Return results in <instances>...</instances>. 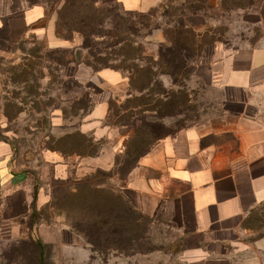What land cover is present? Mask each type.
Listing matches in <instances>:
<instances>
[{"label":"rangeland","instance_id":"rangeland-1","mask_svg":"<svg viewBox=\"0 0 264 264\" xmlns=\"http://www.w3.org/2000/svg\"><path fill=\"white\" fill-rule=\"evenodd\" d=\"M38 2L45 4L49 15L56 14L58 5L54 4V0ZM183 4L185 0H166L151 13L134 14L131 17L134 22L133 40L144 46L149 55L156 56L161 44L159 41L165 42L167 24L172 19L175 20L172 14L178 9L179 17ZM11 5L12 8L18 7L19 3L11 1ZM103 7L112 12L117 11L114 6ZM118 14L127 18L120 12ZM188 19L200 34L197 41L203 48L190 55V59L186 58L188 61L184 60L182 66L180 60L185 51L180 48L181 51L176 55L178 65L174 67L180 73L160 76L157 79V90L161 93L154 97L163 102L158 111L125 121L118 118L123 113L121 107L131 98L129 83L128 86L113 87L96 78L90 80L85 76L79 79L78 70L89 69L94 72L86 64L89 55L82 49L79 36L74 35L71 46L62 48L67 50L66 54L53 51L57 48L34 35L21 36L18 30L0 40V142L12 146L10 160L12 159L13 171L16 175H21L20 179H24V184H36L38 188H45L48 194L53 193L56 180L51 175V157L63 159L70 165L76 163L77 158L80 159L76 155L62 156L54 152V149L71 152L74 139L79 140L77 133H83L81 124L88 117L87 113L96 101L103 98L109 99L110 112L106 126L112 131L111 136L96 141L91 133L86 135L100 145V154L109 150L112 145H118L121 153L116 155L110 171L102 170L105 172H98L101 169L90 167L91 158H84L83 164L87 166L83 173L86 175L81 180H87L94 186L101 185L114 192H121L120 188L128 173L136 167L140 159L133 152L136 148L144 155L159 140L183 129L202 125L220 114L218 91L205 87L202 79L197 78L196 71H199L201 77L208 78L213 63L215 69L220 70L221 65L217 62L224 53L264 49V0H257L254 6L243 10L225 9L220 0H213L204 10L188 16ZM105 29L108 30V26ZM42 44L49 52L44 50L35 57L30 56L29 53H36ZM78 51L81 53L80 58L77 57ZM28 63L31 64L32 77L24 78L20 68ZM185 63L189 67L185 68ZM65 64L68 65L64 68ZM171 68L174 69L169 65V69ZM71 76L73 79L69 78ZM25 79L27 84L23 83ZM163 92L173 94L175 103L172 101L168 104L169 101L166 104V99L161 96ZM135 97L138 94L133 93V98ZM136 103L138 102L133 101L132 105ZM79 107H85L88 111L85 112ZM115 114H119L117 119ZM125 134L128 137L124 140ZM68 136H74V139L61 141ZM12 174L15 176V173ZM76 179H70V184L74 185ZM58 193L59 197L63 195L60 190ZM128 202L134 211L131 212L129 206L118 207L122 214L121 223H118L119 214L115 208L109 209L103 216L110 225L121 224L126 229L121 234H108L109 245L113 248L119 247V251L91 252L80 238L78 245L86 247L90 253L84 264H184L183 236L175 223L163 215H144L129 200ZM67 211L63 206V211L51 210L44 217L50 224L67 226L68 219L65 217L71 218L74 215L63 213ZM94 214L91 219H95ZM246 226L264 232V207L251 214ZM16 242L9 240L7 233L0 236V264H37V251L33 245L25 242L19 248V245L15 246ZM47 248V259L43 264H81V258L76 253H69L62 247Z\"/></svg>","mask_w":264,"mask_h":264},{"label":"crops","instance_id":"crops-1","mask_svg":"<svg viewBox=\"0 0 264 264\" xmlns=\"http://www.w3.org/2000/svg\"><path fill=\"white\" fill-rule=\"evenodd\" d=\"M93 1L119 5L125 12L148 13L166 0ZM17 9L20 19L13 17L11 25L19 35H34L55 48L71 46L57 38V15H49L46 6H30L24 0ZM15 13L11 1L3 0L0 28L3 19ZM217 63L220 70L211 64L208 78L199 71L196 76L205 87L218 91L220 114L159 140L138 160L120 190L142 214L163 215L175 223L183 236L184 264H264V232L246 226L251 214L264 207V49L226 52ZM77 76L103 80L113 87L129 83L124 75L109 69L99 73L81 69ZM108 100L96 101L81 124L82 132L91 133L96 141L108 139L112 133L106 126ZM127 137L123 135L124 140ZM120 153L119 146L112 145L90 159V167L110 171ZM12 154V146L0 142V236L7 233L16 242L30 234L18 221L30 215L34 203L37 210L46 207L51 195L40 186L34 199L36 184L26 185L16 175ZM51 158L52 179L85 177V159L77 158L70 165ZM31 237L43 246L78 254L81 264L90 256L86 247L78 245L80 237L65 225L40 223Z\"/></svg>","mask_w":264,"mask_h":264},{"label":"trees","instance_id":"trees-1","mask_svg":"<svg viewBox=\"0 0 264 264\" xmlns=\"http://www.w3.org/2000/svg\"><path fill=\"white\" fill-rule=\"evenodd\" d=\"M2 1L3 0H0V3ZM11 1L20 4V2L24 0ZM25 1L29 3L30 6L40 4L38 0ZM212 1L213 0H185V4L182 5V9L180 10V18L178 17V9L176 13L174 12L172 14L175 20L172 19L167 24L166 33L164 35L165 42L159 45L156 56L149 55L144 46L139 45L133 40L134 22L131 17L136 13L125 12L116 4L109 5L117 8L116 12H112L109 11L108 8L103 7L106 6V4H97L93 0H54V4L56 6L58 5L55 10L57 15L56 36L61 40L71 43L74 41V35L79 36L82 41V49L87 51L89 55V57L86 58L88 67L92 68L95 73L107 69L113 70L121 73L128 79L129 87L131 88L129 96L133 98V93H136L138 97L128 99L126 104L121 107L123 113L120 111L122 114L120 118H118L119 114H115L114 117L115 119L118 118L124 121L131 120L132 118L136 119V117L140 115L156 112L160 108L161 103H163L162 100L160 101L158 98L154 97L161 93L157 90L159 86L157 84V79L160 76H173V74L178 75L180 73L178 69L174 68L175 65H178L176 55L178 51H181L180 48H183L182 51H185V55H183L185 59L181 58L180 60L181 66L182 62H185L184 60L190 59V55L197 53L203 48L197 41L200 34L197 33L194 25L189 21L188 16L204 10ZM256 2L257 0H220L221 6L229 10L247 9L254 6ZM17 8H19V6L12 8L13 12H16L14 16L3 19V27L0 28V40H4L5 36L8 37L9 33L17 31L14 26L11 25V19H20V12ZM152 11L153 9L148 13ZM118 12L122 13V15L127 18L122 17ZM105 26H108L109 29L106 30ZM206 43L207 42H205V45L207 46L208 44ZM45 48L46 46L42 44L36 50V53L29 54L35 57L39 52L46 50ZM21 50L23 52L25 51L23 48H21ZM53 51L63 52L64 54L67 52V50L62 48H57ZM45 52L49 51L46 50ZM57 63L60 64V62ZM187 64L185 63L183 66L185 68L189 67ZM66 65L68 64H65L64 68ZM169 65L174 68H171L172 71L169 69ZM20 69H22V76L24 78L32 77L31 64H25L24 68L21 67ZM69 78L73 79V76ZM23 83L27 84V79H25ZM172 95L163 92L161 96L166 99V104L169 101L168 104H171L172 101L175 103ZM133 101L138 103L132 105ZM93 107L94 105H92L87 115L91 113ZM79 108L85 112L88 111L85 107ZM73 137L74 136H68L61 141L64 142L69 139H74ZM76 137H78L79 140L76 141L74 139V148L70 153H67L63 149H54V152H58L62 156L76 155L81 159H92L100 155V145L95 144L93 138L81 132L77 133ZM153 146L148 148L145 154L149 152ZM137 150L136 148L133 152H135L139 158L145 155ZM98 172L105 171L99 170ZM69 181L70 180L55 181L50 203L41 210H37L34 203L30 215L26 219L24 218L18 221L21 225L29 229L30 234L28 238L25 237L17 241L15 246L19 245L18 247L21 248L20 244L30 242L37 251V264H43L47 259V247L49 246H43L39 240L34 241L31 237L32 231L35 226L40 223L50 224L44 217L45 214L51 210L63 211V206L68 210L63 213L74 214L71 218L70 216L65 217L68 219L67 226L75 235L85 242L91 252L103 253L104 251H119V247L113 248L109 245L110 239L108 237L118 232L121 234L126 229L121 224L114 226L110 225L109 221L103 218V216L109 209L114 210L115 208L118 210L119 214L117 216L118 223H121L122 214L119 213L120 208L118 207L129 206V208H127L131 212L134 211L127 198L124 197L121 192L106 190L101 187V185L94 186L88 183L87 180H74V185H71ZM59 190L63 194L61 197H59ZM37 193L38 186L36 185L34 194L35 200L37 198ZM93 214L95 219H91ZM139 217L142 216L139 215Z\"/></svg>","mask_w":264,"mask_h":264},{"label":"water","instance_id":"water-1","mask_svg":"<svg viewBox=\"0 0 264 264\" xmlns=\"http://www.w3.org/2000/svg\"><path fill=\"white\" fill-rule=\"evenodd\" d=\"M80 56H81V53L78 51L77 52V57L80 58Z\"/></svg>","mask_w":264,"mask_h":264}]
</instances>
